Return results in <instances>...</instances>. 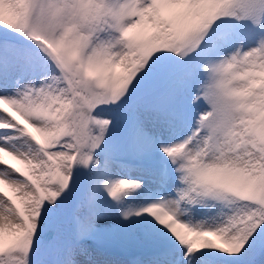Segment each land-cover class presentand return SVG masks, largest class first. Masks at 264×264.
Masks as SVG:
<instances>
[{
	"label": "snow or ice",
	"instance_id": "snow-or-ice-1",
	"mask_svg": "<svg viewBox=\"0 0 264 264\" xmlns=\"http://www.w3.org/2000/svg\"><path fill=\"white\" fill-rule=\"evenodd\" d=\"M0 264H264V0H0Z\"/></svg>",
	"mask_w": 264,
	"mask_h": 264
}]
</instances>
